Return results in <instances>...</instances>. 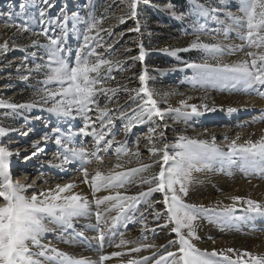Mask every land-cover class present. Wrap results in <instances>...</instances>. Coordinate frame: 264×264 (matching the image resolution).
Here are the masks:
<instances>
[{
  "label": "snow or ice",
  "instance_id": "snow-or-ice-1",
  "mask_svg": "<svg viewBox=\"0 0 264 264\" xmlns=\"http://www.w3.org/2000/svg\"><path fill=\"white\" fill-rule=\"evenodd\" d=\"M45 5L52 7L50 0H42ZM239 4V12L242 15H235L230 11H225L223 8H210L205 4L199 3V0H192L191 9L194 14L206 16L209 12L224 11L225 20L230 21V24H225L224 20L218 22L223 25V33L225 36L233 30L232 25H235L238 31V38L242 43L239 45L229 46V54H234L236 51H242L245 47L253 49L246 52V56L250 59H243L239 62L228 64L217 60L216 64L203 63H186V68L197 69L204 74L205 79L213 81L223 80L230 81L232 85H242L245 89H254L257 94L264 98V0H236ZM221 4H225L226 0H220ZM21 10L25 5L20 4ZM129 13L131 17H135L137 12V0H129ZM166 11H171V15L176 19H184V13L179 15L174 10V6L168 4L165 6ZM40 17L45 16V11L41 10ZM75 18V14L73 15ZM121 23L124 22V17L118 18ZM67 16L63 17L66 23ZM43 22V21H42ZM102 21H94L88 27V33L93 29L97 30V36L100 31H108L99 28L98 25ZM21 31H28L27 24H14ZM132 31L139 32V25L132 29ZM197 32L204 31V26L196 27ZM47 35V30L42 33H33V35ZM109 35H112L108 31ZM92 40L90 35H84V44L74 53V60H70L62 53L64 50L60 47L61 39L50 38L49 45L44 46L48 50L46 52L47 61L43 64H35V71H43L45 87L41 89L43 95L41 99L44 103L52 101L53 106L48 111L62 116H72L75 112L77 115L83 117L85 121L84 126L80 128L79 132L85 137H92L94 141V150L89 151L88 148L80 144L77 146L73 143L72 136H64L60 129H55V144L62 150L59 165L52 164L51 167H60L64 170V166L72 165L76 161L80 162L78 171L83 174V183L88 184L92 190L93 196L95 193L104 190H115L123 188L126 183L131 182L132 177L140 172H146L153 167V164L159 166V171L153 173L150 177H140L141 184H148L147 193L141 191L138 196L121 195L119 191L115 195L109 194L97 197L94 200L96 206V220L97 226L104 220V212L111 213L116 211V216L112 219L119 218L120 213L124 212L126 208L135 207L138 202V197L144 198V203H148L147 197L153 192L164 193L163 204L165 205L166 223L163 227H167L169 223L174 224L171 231L175 233L176 239L169 240L167 245L157 246L155 243H142L138 247L131 249L132 252L139 253L142 249H165V251L156 257L154 252L152 256H143L139 260L129 259L126 264H220V262L213 258L220 256L227 264H264V255H256L250 252H243L236 260L226 255L235 250L228 248L225 251L217 252L215 249L211 253L207 250H201L192 241L199 239L196 234L194 221L197 219L196 213L209 212L211 209L204 205L188 204L183 197L188 194V185L192 182L193 172L203 171L210 168L212 162L217 157H240L246 162L247 167L253 172L264 173V134L257 140L249 138L243 143H238L241 139L237 135L227 145V152L223 151L216 145V137L212 136L211 140L192 139L186 136H180L177 143L168 144L162 143L160 146L154 142L157 128L150 127L148 129L150 135L147 137L149 147L147 151L152 157H158L153 161V164H146L139 160V141H137V150L131 155L137 157V162L140 163V168H129L126 171H116V169L123 168L119 163L121 155H129L130 150L125 147L127 144V136L132 132V128L136 125L144 124L152 121L153 117H159L161 120L165 112L176 113L178 116H183L186 119L191 116H200L203 112L200 111L197 105L188 104L186 100H181L179 103L181 108L169 107L162 110L158 107L157 101L153 98V93L145 86L146 75L141 72L139 76L142 85L137 92V95L143 93L146 99L143 103L138 105V110L133 109L132 116L127 117L123 108L118 107L120 118L128 119L126 125L125 139L123 141L117 140L116 135L111 133V126L114 124L113 117L110 115L112 109L107 105L100 107L97 102V95L115 94L119 91V87H106L108 79H114L102 75L104 72L110 73L114 67H119L121 61L105 59L96 52V47L102 46L97 42L96 47H89ZM38 41L33 40L32 45H37ZM108 47H111L109 45ZM139 56L132 59L143 60L145 52L141 45ZM9 48L8 42L5 41L0 44V50L7 51ZM190 49H200L213 56L223 54L224 47L219 43L207 44L200 41L199 36L193 40L187 48L175 49L172 55L178 51H188ZM168 51V49H162ZM35 57V53L32 54ZM27 60L28 57H25ZM27 80L28 76L22 77ZM48 85H55L54 88H49ZM259 86V87H256ZM127 91V89H124ZM58 98V99H57ZM110 99V97H109ZM188 99H191L189 97ZM90 105H95L96 111L99 112L97 118L99 124L98 128L93 126L95 121H91L88 115L92 111ZM36 103L14 104L0 100V108L8 109H31L36 107ZM205 111H215L213 107L208 108L207 104L202 105ZM191 109L190 112L182 111V109ZM229 113L237 111V109L229 107ZM91 128V131L88 129ZM6 129L0 127V137L5 136ZM106 137H110L107 138ZM164 133H160V139L163 140ZM50 139L45 135L44 140ZM227 139V136H225ZM33 147H37L35 144ZM170 149L172 150L170 153ZM42 151V149H38ZM114 151L117 163L109 169L107 173L101 171L100 168L95 169L94 174L89 180V171L84 165L95 161L97 164L104 162L103 154H111ZM18 155V153H16ZM13 153L4 147H0V264H41L39 257H45L49 252L55 254L57 257L63 258L67 264H91L85 259H73L63 252H59L55 248H50L41 242V238L48 232L54 229L50 228L48 224H56L62 227L72 228V221L74 218L86 216L90 212V202L87 197L73 192L77 187L76 183L56 184L54 188L42 189L39 192L33 191L31 195H27L32 184L14 182L10 173L9 158ZM37 152L31 153V156H36ZM30 158V157H29ZM130 162V161H129ZM167 166V167H166ZM154 185V187H153ZM233 201H241L240 196L230 197ZM247 208L244 209L247 213L264 216V205L259 202L248 199L245 201ZM101 205H105L102 211L99 209ZM110 205V206H109ZM152 207V205H149ZM234 209L226 208L225 212H231ZM162 213L155 212L156 220L161 218ZM143 220V213L140 214ZM124 218L128 221L136 219L135 215L129 216L125 213ZM47 221L48 223H45ZM187 230L186 234L184 230ZM121 239L115 247L120 248L129 243V241ZM103 242L105 239L103 232L99 237ZM146 239V238H145ZM178 245L175 251L167 250L169 246ZM33 249H38L34 251ZM124 253L120 251L112 252L110 255H100L98 264H104L105 261L111 260L113 257H121ZM248 257L243 260V257Z\"/></svg>",
  "mask_w": 264,
  "mask_h": 264
},
{
  "label": "rangeland",
  "instance_id": "rangeland-1",
  "mask_svg": "<svg viewBox=\"0 0 264 264\" xmlns=\"http://www.w3.org/2000/svg\"><path fill=\"white\" fill-rule=\"evenodd\" d=\"M14 2L16 3L13 4ZM38 2V0H0V8L5 9V13L0 12V44L7 41L9 46L7 51L0 50V100L14 104L35 102L37 105L31 109L0 108V127L6 129L5 136L0 137V147H4L13 153L10 157L12 163L11 165L9 164L13 181L19 182L20 179L16 178L19 173L16 171L20 170V173L22 171L25 172L29 184L35 183L34 179L40 174H44L45 170L43 169L47 167L42 168L43 166H39L38 170H36L35 167L39 164L35 159L29 160L28 154L30 152L24 149L28 147V145H31V143L37 146L33 151H37L40 147L45 145L59 148V146L55 144V129L59 128L64 136L72 135L71 133L74 132L76 134L75 142H77H74V144H78L77 146H79L80 143H84L83 146L89 148V150L90 145L93 144L94 147L92 137L84 136L83 138V135L79 132L80 128H82L85 123L82 116L78 115V121H75V112L73 116L57 115L56 113L48 111V109L53 106L52 101L49 100L48 103H44L41 99L43 93L40 90L45 87L43 84L44 75L43 71L36 72L34 69L35 64H43L47 61L46 52L48 49L44 46L49 45V39L51 37L42 34L33 35V33L44 32L41 25L42 18L39 15L41 9ZM50 2L51 4L56 3L57 8L63 13L73 10L74 7H76L75 4L78 2L83 6L82 20L76 21V27L71 26V28H68L72 38H66L63 34L59 37V39H61L60 47L63 50L66 49L70 51V54H74L84 44V35L88 34L92 37L89 47H96L97 42H99L102 46L96 47L97 53L105 59L121 61L120 66L114 67L110 73H102V75L114 77V79H108L106 81V87H119L120 90L114 95L111 93L108 95H97V102L100 107L107 105L112 109L110 115L113 117L114 124L111 126L110 130L111 133L116 135L117 140L123 141L125 139L124 134L126 125H128V119L120 118V113L117 110L118 107L124 109L127 117H131L133 114L132 110H138L137 106L142 104L143 100L146 99L143 93L137 95V92L134 91L142 87L139 80L141 72H144L146 75L145 85L143 86L147 87L153 93V98L157 101L158 107L162 110L169 107L181 108L179 102L181 100H186L188 104L197 105L200 111L203 112L200 116H191L187 119L183 116H178L176 113L165 112L162 120L154 116L152 121L134 126L132 132L127 136V144L125 145V147L130 150V153L129 155H121L119 163L123 165V168L116 169V171H126L129 168L141 167L140 163L137 162V157L131 155L132 152L137 150V141H139L140 161L146 164H153V161L158 158L152 157L147 151V147L150 146L147 140V137L150 135L148 131L150 127L157 128L154 138V142L157 146H160L162 143H168L170 145L175 144L180 136H186L192 139H205L199 135V133L201 130L205 131L213 128V121H211L210 118L212 111H205L202 105L207 104L209 109L220 107L226 98L233 95L237 96L240 90L245 89L240 84L233 86L230 81H213L205 79L204 74L199 70L185 67L186 63L207 62L209 64H216L217 60H219L222 63L232 64L243 59H250L246 56V52L253 49L247 47L243 49L244 51H236L234 54H229V46L246 42L238 38L237 33L239 30L235 25H232L233 30L230 31L227 36L224 35L222 31L223 25L218 21L224 20L225 24L231 23L225 20L224 11L209 12L206 16H201L192 12L190 7L192 0H137V14L135 17H131L128 15L129 0H50ZM72 3L74 7H71ZM199 3L205 4L210 8H223L225 11H230L235 15H242V13L239 12V4L236 0H226L225 4H221L220 0H199ZM20 4H27L29 6V11L33 12L36 21L31 20L29 17L30 14L27 15V12L21 10L19 7ZM168 4L174 6V10L178 15L183 12L184 19H176L171 15L170 10L166 11L165 6ZM64 5H66V10L63 8ZM145 6H151L150 10L156 11L158 20L154 24L145 25L143 24L144 21L139 19L141 12H147L148 10ZM121 16L124 17L123 23L118 19ZM94 21H102L98 27L110 31L112 35H109L108 31H100L97 36L96 29L88 33V27ZM14 24H27L28 31L18 30L16 27H13ZM142 24L145 26V29ZM60 25L61 21L59 19L53 20L54 31L59 32ZM138 25L140 31H132V29H135ZM199 25L204 26V31H196V27ZM197 36H199L200 41L203 43L221 44V46L224 47L223 54L213 56L200 49H190L188 51H178L175 55H172L173 50L176 49H174V47L188 46ZM73 38H76V40L74 39L75 42L72 41ZM33 40L38 41V44L32 45ZM109 45H111V47H108ZM141 45L145 52L144 59L142 61L139 59H132L133 57L139 56ZM165 48L168 49V51H162V49ZM33 53H35V57H33ZM25 57H28V59L26 60ZM156 59H163V61L158 64L154 61ZM15 60H17V63H14ZM71 60H74V58ZM120 75L128 76L124 83L117 82L119 81L118 78ZM24 76H28V79H22ZM48 87L54 88L56 86L48 85ZM125 88L127 91L124 90ZM189 97H191V99H188ZM20 98H23L25 101L16 102ZM90 107L92 111H90L88 115L91 117V121L96 122L93 126L98 128L99 122L97 118L100 114L96 111L95 105H90ZM182 111L190 112L191 109L184 108ZM245 118L246 117L242 119ZM224 125H226V123L221 122L218 124V127L223 128ZM89 130L91 131V128H89ZM161 132L164 133L163 140L160 139ZM45 135L50 137L46 142L44 140ZM33 136L36 137L34 143L31 141ZM107 138L110 137H106V139ZM220 144L221 143L216 142L217 147L227 152V147H223ZM93 147L91 146V148ZM31 149H33V147ZM59 150L61 149H58L57 152H59ZM171 151L170 149V153ZM40 152L42 151H37V155ZM16 153H18V155ZM50 154H52V151H49V156ZM100 155H103L104 162L102 163V167H99L101 171L107 173L110 167L112 168L118 162L115 153L112 151L111 154L101 153ZM23 157L27 158L25 159ZM30 157L32 158V156ZM217 158L226 159L227 157ZM106 160L109 161L110 165L106 166ZM13 163L20 165L19 168L15 169L14 174L12 167L16 165H13ZM86 165H84L86 168L90 166V164H88L89 166ZM108 166L110 167L108 168ZM72 167L73 165H68L65 166L64 171L56 170L57 173L55 176L62 175L60 177V183L58 182V184H65V182L73 178L74 175L68 176L71 175V170H75V167L73 169ZM79 167L80 166L76 169L78 170ZM61 171H63V174H60ZM158 171L159 166L153 164V167L148 171L140 172L133 176L131 182L126 183L123 188L115 190L102 189L100 193L106 192L107 195H115V192L119 191L121 195L125 196H138V193L141 191L147 193L149 185L141 184L140 177H150L153 173ZM205 172L204 169L203 171L192 173L193 179L188 185V194L183 197L186 203L201 205L203 202L201 199L194 198L193 196H198L195 189H197L200 184L202 185L204 183V178L207 174ZM78 173L81 174L82 172L79 171ZM92 174L94 173L92 172L89 175L90 179ZM55 183V181L50 180L48 185ZM35 185L36 184L32 185V188L26 193L27 195L30 196L33 191L39 192V190L35 189L39 186ZM163 199L164 193L161 192L151 193L147 197V204L144 203V198L138 197V202L135 203V207L130 206V208H126L124 212L120 213L119 218L111 222L113 223L112 225H110L107 219H104L96 231L97 235L103 232L104 236L114 243V241H117L118 235L121 234L120 231L124 232V234L126 233L125 236L128 241H130L134 232L138 233L136 240L132 237L133 241L130 242L131 244L129 245L131 249L138 247L142 243H155L157 246L161 244L167 245L169 240L176 239V235L171 231L174 224L169 223L167 227H163L167 222V214L165 212ZM227 202L228 205H233L235 203L232 199L227 200ZM149 205H152V207H149ZM226 208V205L222 204L221 207L216 209L212 214H208V212L196 213L197 219L194 221V225L196 234L200 237L196 240H200V243L205 242L206 236L212 231H210L211 225L213 226V224H215L211 222V217L213 215H223L226 213L224 211ZM96 211L97 209L86 216L79 217L76 222H85L84 218L89 215H93L96 220ZM157 211L162 213L159 220H156L154 217V213ZM125 213L129 216L135 215L136 219L133 221L126 220L124 218ZM141 213H143V220H141L140 217ZM45 223L48 222L45 221ZM219 224L220 223H218L217 226L220 227L221 225ZM76 225L78 224H75V226L73 225L72 228L77 229L78 227ZM48 226L54 230L46 233L42 237L43 239H53L55 235H58V231L67 228L56 224H48ZM184 231L186 234L187 230L185 229ZM106 232H108L109 235H106ZM196 240L192 242L198 247ZM177 248L178 245H173L169 246L167 250L175 251ZM201 250H206V248H202ZM150 251L157 253L156 257H153L154 260L158 258L165 249L160 248L158 252L157 249H142L139 253L132 251L131 253L142 255ZM208 252L211 253L210 251Z\"/></svg>",
  "mask_w": 264,
  "mask_h": 264
},
{
  "label": "bare ground",
  "instance_id": "bare-ground-1",
  "mask_svg": "<svg viewBox=\"0 0 264 264\" xmlns=\"http://www.w3.org/2000/svg\"><path fill=\"white\" fill-rule=\"evenodd\" d=\"M38 1L40 9L45 11V16L42 18V28L44 29V31L47 30V35H49L51 38H59L63 34L66 38L71 39L72 36L70 31H68V28H71V26L76 27V21L82 20V4L78 2L77 4H75L76 7H74L73 9L74 11L63 13L61 10H59V8H57L56 3L52 4V7H48V5H45L42 1ZM24 5L25 7L23 10L27 12L26 14H30V19L36 21L33 12L29 11V6L27 4ZM4 10V8H0V12L3 13ZM53 10H55L54 15H52ZM74 14L75 18H73ZM64 16L68 17L66 23L63 21ZM57 19L61 21L59 32L54 31L53 27V20ZM74 39L76 40V38H73L72 41H74ZM63 55L67 56L70 60L74 58V54H70V51H67L66 49L64 50ZM14 63H17V60H15ZM260 91H264V88H260ZM229 107L235 108L237 109V111L229 113L227 111ZM215 109V111H212V115L210 117L211 121H213V128L208 129L209 131L201 130L199 133V135L205 138L204 140L210 141L212 136L215 135L216 142L221 143L220 145L223 147H227L231 140L234 139L237 135H240L241 137L238 143H243L249 138L255 141L259 139L262 134H264V98L259 96L256 90L242 89L239 91L237 96L233 95L226 98L222 105ZM75 115L76 117L74 118V120L78 121V115ZM244 117L246 118L242 119ZM221 122L226 123L223 128L218 127V124ZM88 131L90 130L88 129ZM71 134L72 135L69 136H72L74 143L76 134L74 132H72ZM225 136H227V139H225ZM35 138V136L31 138V141L33 143ZM91 146L93 147V144L90 145L89 151L94 150V147L91 148ZM32 147L33 144L31 143V145H28V147L24 149L25 151L30 152L28 154L29 157L31 156V153L34 152L33 150L36 149V147H33V149H31ZM40 149L43 150L42 152L38 153L39 156L36 155L32 156V158L30 157L31 159L29 158V160L35 159L39 164L35 167L36 170H38L39 166H43L42 168H48H44L43 170H45V173L43 172L44 174H40L34 179L35 183L33 184L39 186L35 189L39 191L42 189H47L49 187L54 188L55 185L58 184V182L60 183V177L62 176H55V174L57 173L56 170H62L60 167L50 166L52 164H60V160L62 159V157L60 156L61 150L57 152L60 147H50L49 145H45L40 147ZM49 151H52V154H50V156ZM23 158L26 159L27 157ZM10 161L11 160L9 158V164ZM250 162L251 160L246 162L240 157H227L226 159L216 158L212 162L211 167L205 169V173L207 174L204 178V183L202 185L200 184V186L195 189V192H197L198 196L193 197L201 199L203 201L201 204L206 208L211 209L208 214H212L216 209L220 208L222 204H225L227 208H232L234 210L231 212H226L221 216L211 215V222H214L216 225L213 224L212 226L210 223V231H212L210 232V234H208V236H206L204 243H200V240H196L199 248H206V250L210 252H212L213 249H215L217 252H226V249L233 248L235 250L234 252H226V255L231 257L233 260H236L237 257L245 251L256 255H264V216L247 213L244 211V209L247 208V204L245 203V201L248 199L255 200L264 205V173L259 171H251V169L247 167V164ZM105 163L106 166L110 165L109 161L107 160L105 161ZM72 165V169L75 167V170H71L72 173L70 172L71 175L68 176H74L69 181L65 182V184L72 182L76 183L77 187L73 189V192L87 197L90 202V212H94V210L96 209L94 203L95 198L107 195V193L97 192L95 193V196H93L92 190L89 185L82 182L83 174H79V171L76 169L78 166H80V162L76 161ZM99 166L102 167V164H97L94 161L90 163V166L87 167L89 174L92 172L94 173L95 169L100 168ZM109 167L110 166H108V168ZM17 168H19V165H17ZM16 172L19 173L18 176H16V178L20 179L18 183L29 184V181L27 179L28 177L25 176L24 171L20 173V170H17ZM14 173L15 172L13 171V174ZM50 180L55 181L56 183L48 185V182ZM232 196H240L243 199L241 201H235L234 204L231 202L233 205H228L227 200H230V197ZM104 208L105 205H101V208L99 210L103 212ZM113 216H116L115 210H113L111 213L104 212V219H107L108 222H110V225L113 224L111 223L112 221H114L112 219ZM78 219L79 217L74 218L72 221V224L74 226L75 224H78L76 225L78 227L77 229L64 228L63 230L58 231V235H55L53 239L41 238V242L45 245H48L50 248H55L59 252L67 254L73 259H85L87 261H90L91 264H98L100 255H110L112 252L116 251H120L124 254L121 257H113L111 260L105 261L104 264H126V261L129 259H140L145 255L151 256L154 253L153 251L145 253L143 252L144 254L142 255L131 253V248L129 246L131 244L130 242L133 241L132 237L134 238V240H136V237H138V233L134 232L128 244L117 248L115 247V245L119 243L121 235H118V239L116 242L114 241V243H112L113 241H109L105 236V239L103 240V242H101L99 239L101 233L97 235L96 231L98 230L99 226H97V221L95 220L94 216H87L86 218H84L85 222H76V220L78 221ZM218 223H220V227L217 226ZM120 233L123 234V239L128 241L127 237L125 236L126 233L124 234V232L122 231H120ZM106 235H109V233L106 232ZM33 250L38 251V249ZM38 259L41 261V264H67V262L64 261L63 258L57 257L51 252H49L47 256L39 257ZM213 259L220 262V264H227V262L223 261L222 257L220 256ZM247 259L248 257H243V260Z\"/></svg>",
  "mask_w": 264,
  "mask_h": 264
},
{
  "label": "trees",
  "instance_id": "trees-1",
  "mask_svg": "<svg viewBox=\"0 0 264 264\" xmlns=\"http://www.w3.org/2000/svg\"><path fill=\"white\" fill-rule=\"evenodd\" d=\"M145 7H147V12H141V15L139 16V19L141 20H143L144 22H143V24H145V25H148V24H154L157 20H158V16H157V14H156V11H154V10H150V7L151 6H145ZM161 20V19H160ZM142 24V26H143V28L145 27L144 25ZM145 29V28H144ZM145 31V30H144ZM188 46H181V47H174V49L176 48V49H183V48H187ZM183 55V54H182ZM156 63H160V62H162L163 61V59H156V60H154ZM128 76H124V75H120L119 76V78H118V80L119 81H117V82H121V83H124L126 80V78H127ZM24 99L23 98H20V99H18V101H16V102H22ZM25 101V100H24Z\"/></svg>",
  "mask_w": 264,
  "mask_h": 264
},
{
  "label": "built area",
  "instance_id": "built-area-1",
  "mask_svg": "<svg viewBox=\"0 0 264 264\" xmlns=\"http://www.w3.org/2000/svg\"><path fill=\"white\" fill-rule=\"evenodd\" d=\"M15 3H16V2H14L13 4H15ZM65 6H66V5H64V7H63L64 10H66ZM71 7H74V4H73V3H72V6H71ZM72 11H74V10H71V12H72ZM54 14H55V10H53V14H52V15H54ZM82 14H83V9H82V13H81V15H82ZM42 21H43V20H41V25H42V23H43Z\"/></svg>",
  "mask_w": 264,
  "mask_h": 264
}]
</instances>
